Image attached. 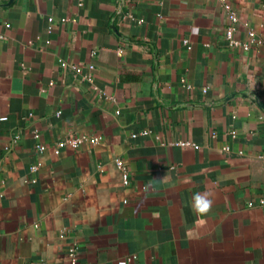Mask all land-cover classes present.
Returning <instances> with one entry per match:
<instances>
[{
  "label": "crops",
  "instance_id": "obj_1",
  "mask_svg": "<svg viewBox=\"0 0 264 264\" xmlns=\"http://www.w3.org/2000/svg\"><path fill=\"white\" fill-rule=\"evenodd\" d=\"M226 1L230 39L221 0H0V264H264V0Z\"/></svg>",
  "mask_w": 264,
  "mask_h": 264
},
{
  "label": "built area",
  "instance_id": "obj_2",
  "mask_svg": "<svg viewBox=\"0 0 264 264\" xmlns=\"http://www.w3.org/2000/svg\"><path fill=\"white\" fill-rule=\"evenodd\" d=\"M221 2H222V7L226 11L227 17H228L229 22H230L229 27L227 28V31H226V37L228 39H230L232 32L235 28V24L237 22V16H236L234 8L232 7V5L229 2H227L226 0H221ZM6 26H9V25L6 24ZM3 38H4V36L2 34H0V39H3ZM64 64L65 63H62V65H64ZM73 67H74L75 71H77V72L80 71V67H78V66H73ZM89 67H91V66H89ZM98 140H99L98 138H93V139H91V142L95 143ZM62 142L70 145L73 148H77L81 144L86 142V137L85 136L66 137L63 139ZM181 144L184 145L186 143L182 142ZM35 149L40 153L44 150V146L43 145H36ZM115 163H116V166L119 170L121 181H122L123 185L126 186L129 183V174H128L127 168L125 167L124 163L120 159H116ZM38 165H39V163L31 166V169H37ZM76 250H77L76 245H72L68 248V254L72 258V262L75 261Z\"/></svg>",
  "mask_w": 264,
  "mask_h": 264
},
{
  "label": "clouds",
  "instance_id": "obj_3",
  "mask_svg": "<svg viewBox=\"0 0 264 264\" xmlns=\"http://www.w3.org/2000/svg\"><path fill=\"white\" fill-rule=\"evenodd\" d=\"M211 205V201L210 200H204L202 203V207H201V211H206Z\"/></svg>",
  "mask_w": 264,
  "mask_h": 264
}]
</instances>
